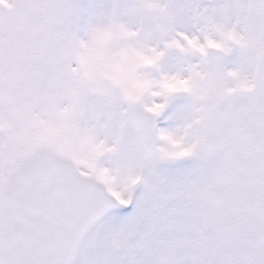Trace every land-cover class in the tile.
<instances>
[{
    "label": "snow or ice",
    "instance_id": "snow-or-ice-1",
    "mask_svg": "<svg viewBox=\"0 0 264 264\" xmlns=\"http://www.w3.org/2000/svg\"><path fill=\"white\" fill-rule=\"evenodd\" d=\"M0 264H264V0H0Z\"/></svg>",
    "mask_w": 264,
    "mask_h": 264
}]
</instances>
